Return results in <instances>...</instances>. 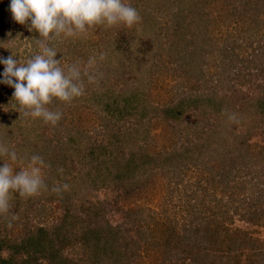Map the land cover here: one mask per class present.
<instances>
[{"label": "rangeland", "instance_id": "rangeland-1", "mask_svg": "<svg viewBox=\"0 0 264 264\" xmlns=\"http://www.w3.org/2000/svg\"><path fill=\"white\" fill-rule=\"evenodd\" d=\"M223 1L230 4L228 7L232 9H230L231 15L232 11L241 12L238 15L243 20H238L240 18L235 17L238 15H232V19H226L225 14H223L225 10L222 9L221 4ZM125 2H129V0H125ZM139 2L140 7H145L149 15H144L143 12V15H140L142 20L134 24V29L124 32V35H126L125 45L127 40L131 41L130 49H125L126 51H121L118 54H106L103 61L97 60L95 66V71L99 74L97 83L89 84L87 77L83 78L85 92L84 95L79 97L81 99L79 105L85 111L82 121L78 124L73 122L78 116L77 109H74L72 114L73 123L69 122V118L71 119L70 109L73 106L62 107L59 111L62 110L61 112L65 116L56 124V128H51V124L42 120L32 121L26 117L24 121L31 125V132L33 127L37 131L30 133L28 136L24 134L22 137L19 131L14 130L12 132L10 137L12 144L22 142L23 145H30L34 150L32 154L31 152L28 154L27 158L37 154L43 157L48 165L43 170L48 190H42L38 195L28 198L13 193L9 212L6 215H0L1 260L6 258L3 256H6L10 250L13 252L11 246H14V239L17 241L25 238L26 229L32 232L34 230L36 232L38 228L44 231H47V229L53 230L55 227L57 228L59 223L60 232H57V235L49 232L48 238L50 240L54 238L55 241L60 239L54 242L53 245L62 248L68 257L78 259L74 258V249L82 247L85 238L89 242L95 241V235L92 231L98 229L100 227L99 222L103 221H107L112 226L116 225L121 234L128 235L127 239L142 237L141 229L153 232V224L158 230L161 229L162 238L159 237L161 246L158 244L151 248L142 244L143 246L139 248L144 252V257L141 259L144 263L141 264H221L220 260L225 258V254H228L224 248L221 252L218 250L221 245L214 234L206 235L197 231L190 234L187 232L192 226L186 225V217L180 214L182 207H178L176 203L177 194L180 195L179 191L182 190L174 191L175 196L171 194L173 198L177 197L174 199L175 208L171 209L167 205L173 204V200L167 201L165 205L161 204L166 200L164 196L167 192L164 189L158 193L157 191H146V187L142 191L138 187V190L142 193L137 190L138 196L136 198L133 196L123 202L120 199L121 195L129 191L126 189V182H121L116 178L108 180L106 175L100 172L102 170L100 165L104 161L96 159L99 152L104 153L109 148L103 150L95 146L97 151L91 153L93 147L90 144H97L102 139H106V147L111 144L112 147L120 149L127 144L129 147L127 153L131 155L136 153L134 161H132L134 171L139 170L144 176L151 177V172H155V175L158 173L164 175V169L167 170L169 166H180L181 164L185 169L181 174L184 177L181 186L183 187L184 183H188L186 181L195 179V167L193 164L184 161L188 151L182 147L187 148V150L196 148L195 151L201 158V161H197L199 163H203L207 159L210 160L209 157L214 160L217 157L215 147L217 145L210 142V137L206 136V132L201 129L203 126L201 118L206 116L202 114L201 108L202 102L206 98L203 94L211 91V86H209L211 82L205 83L203 80L215 70H220L218 63L221 57H219L218 47L221 46L222 40L225 38L224 32L233 33V35H230V40H235L238 45L242 44L241 51L242 53L245 52V55L250 54V51L256 48L259 49L260 42L264 41V3H260V0H206V2H210L207 8H210L214 15L220 14V20L218 19L215 26H213L216 30L208 31L211 38L210 45H212L204 49V55H202L199 64L188 59L189 62L185 60L184 65H182V60H178L174 56L173 50L169 49L179 33L175 30L172 31L168 26L170 18L179 15H176V11H179L181 4L177 3V0H139ZM152 3L154 6H152ZM167 4H170V7ZM183 4L187 9L190 2L187 1L186 5ZM9 5L10 0H0V57L7 58L9 55H13L15 59L23 63L29 58L30 54H37L39 48L35 40L20 37L17 32L19 23L12 19ZM194 7L197 6L193 5L191 10ZM154 16L157 17L160 30H158L159 26L156 25V32L150 35V39L152 36L154 41H151L144 37L140 29L144 25L143 21L148 24L147 20ZM175 26L179 30L178 22ZM24 27L28 29V24H25ZM165 27H168V30H165ZM26 29L24 28V31ZM159 31H161V34H157ZM119 32L123 33V31ZM55 39H58V37L49 41V46L54 47L56 44ZM59 39H69L73 43L77 38H64L61 36ZM97 39H99V34ZM106 40L107 38L102 41V44H105ZM216 41L219 42L217 47ZM153 43L157 44L158 48H154V52L149 55L147 54L149 52L147 47ZM140 51H144V55L141 56ZM83 54L85 55L83 56ZM83 54L74 52V57H71L68 53L62 59L60 58L61 65L76 61L86 62L87 56H92L87 51ZM155 54L154 60L153 55ZM154 61L157 63L156 66H154ZM188 66L191 70H188ZM3 71L4 65L0 64V80L3 79ZM245 79L244 83H237L238 88L236 90L233 87L229 90L225 89L226 91L224 90L223 93L233 97L236 110L242 114L234 112L238 120L240 119L239 121H246L250 125L259 124L256 125L253 131L254 134L250 136V142L253 144L258 143L261 147H264V134H261V136L260 132L256 134V131H260L262 127L260 126V106L259 103L253 104L252 102L257 100V98L254 99L255 97L264 95V88H260V75L257 72L254 73V77L252 72L249 78ZM13 92L12 87L0 83V108L15 106L16 110H20V106L13 99ZM130 92L131 94L134 92V96L126 101L123 97H126V94ZM106 93L113 94L115 100L109 96L106 97ZM51 105H48L50 109L53 108ZM168 108L171 110L167 111ZM205 119L207 120V118ZM90 125L95 126L97 132H87L90 138L86 137L81 141L79 138H82L83 135L76 130L78 128L85 129ZM239 130L242 131L243 129L239 128ZM68 131L72 132L73 142L68 140ZM244 131L246 130L244 129ZM202 149H204L203 152H201ZM108 155H111V153ZM112 159L115 161L114 158ZM214 160L211 159L210 162ZM59 161L62 163H59ZM51 163L54 166L52 168L50 167ZM2 164L3 159L0 161V165ZM26 164L27 160L24 158L20 162L14 163L13 167L17 166L19 170L25 167ZM156 166L160 169L155 170ZM199 166L202 167L203 165ZM97 167L100 169H97ZM76 173L87 174L88 178L84 179L85 181L81 180L82 177L79 174L77 179H70L69 176ZM137 177L139 178L138 175ZM56 184H67L68 188L57 194L51 191V188ZM133 187L137 188V185ZM220 192L221 190H217L216 193L213 191V194H216V199H222ZM168 197V199L171 198ZM183 198L184 196H182ZM201 198L198 195L194 198L192 196L191 199L188 197L187 200L192 203V208H195ZM134 212L144 215V221L133 214H130L129 220H127L125 214ZM229 214L238 219V215L231 212ZM202 218L203 214L201 220ZM9 222L11 226H9ZM69 222H73V224L69 226ZM235 223L240 225L237 220H235ZM72 226L82 234L68 233L69 230L73 229ZM64 230H67V232L65 233ZM183 231L187 235L183 236ZM247 232L254 237H258L257 240L259 241L260 232L258 234H254L250 230H247ZM65 234L66 236H64ZM173 236L179 237H176L177 241L172 239ZM262 236L264 237V233ZM81 237L84 239L77 240ZM154 237H158V233ZM61 240L63 241L62 245H59ZM151 242L154 243L157 240ZM256 247L252 244L250 250L245 247L231 252L228 264H252L250 261L258 258L257 251L259 250ZM14 249L16 250V246ZM34 255L39 259L36 261L32 259L31 263L23 262V264L41 263L44 258H41V253L36 252ZM15 256L18 257V253ZM77 256H80L79 253ZM42 263L48 264L50 262L43 259ZM3 264L9 263L5 262ZM78 264L83 263L79 261Z\"/></svg>", "mask_w": 264, "mask_h": 264}, {"label": "trees", "instance_id": "trees-1", "mask_svg": "<svg viewBox=\"0 0 264 264\" xmlns=\"http://www.w3.org/2000/svg\"><path fill=\"white\" fill-rule=\"evenodd\" d=\"M177 1V3L181 4L179 11H176V15H179L177 17L170 18L168 26L169 29L172 31L175 30V32L179 34L175 37V41L172 42L169 49L173 50L174 56L178 60H182V65H184L185 60L187 62L194 61L199 64L202 55H204V49L212 45H210L211 38L208 35V31L215 29L213 26H215V23L218 21L220 14L214 15L210 11L211 9L207 8L210 2H206V0ZM187 1L190 2V4L187 5L186 9L183 3L186 5ZM224 2L226 1H223L221 4L222 9L225 10L223 14H225L226 19H232V15L235 16L241 13L232 11L231 15V7H228L230 4H226ZM261 2L264 3V0H260V3ZM126 3H129L132 7L136 8L139 15H143V12L144 15H149L145 7H140L139 0H129V2ZM167 5L170 7V4ZM193 5H196L197 7H194V9L191 10ZM152 6H154L153 3ZM235 17L240 18L239 15ZM141 20L142 18L140 21ZM238 20L243 19L240 18ZM177 22L179 30L177 26H175ZM147 23L148 24H146V21H143L144 25L140 30H142L144 37L150 39V35L156 32V25L159 26L158 30H160V25L157 21V17L155 16L147 20ZM116 26L118 27L116 28ZM24 28L26 29L27 27H24V25L21 24L18 25L17 32L20 37L32 40L39 37V34L35 30L30 32L26 29L24 31ZM129 29L133 30L134 25L131 27L123 24L115 26L97 25L94 28H91V30H89L86 34L78 37L73 43L72 41L70 42L69 39L60 40L58 37V39H55L56 44L54 45L58 52L55 58L62 59L68 53H70L71 57H74V52H81L83 54L86 51L89 52L90 55H95L98 58L102 52L106 57V54L112 55L118 54L121 51H126L125 49H130L131 41L127 40L125 45L126 35H124V32L129 31ZM165 30H168V27H165ZM119 31H123V33H120ZM98 34L99 39H97ZM157 34H161V31ZM224 34L225 38L222 40L221 46L218 47L219 57H221L218 63L220 70H215L204 78L203 81L205 83L211 82L209 85L211 86V91L203 94L206 98L203 100L201 106L203 111L202 114L206 115L201 118V121L203 122L201 129L206 132V136L208 135L210 137V142L217 145L215 146L217 150V157L215 160L209 157L210 160H214L213 162H210V160L207 159L204 160L203 163H199L197 161H201V158L197 155V152L195 151L196 148L192 149L194 151L193 152L192 150H187V148L182 147L184 150L188 151L184 161H187L188 164H193L195 167V179L192 181H186L188 183H184L183 187L181 186L184 182V177L181 174L183 170H185L181 164L180 166H169L167 170L163 168L164 175L161 173L155 175V172H151V177L144 176V174L139 172V170L134 171L132 161H134L136 153L134 155L127 153V150L129 149L127 144L121 148L119 147L120 149L112 147L111 144L106 147V139H102V141L97 144H90L93 147L91 153L97 151V147L102 148L103 150L109 148L104 153L99 152L96 159L104 161L100 165V168H102L100 172L103 175L105 174L108 180L116 178L121 182H126V189L129 191H126L121 195L120 199L123 202L129 200V198L133 196L136 198L138 196L136 192L138 187H140L142 191H144L146 187V191H157L158 193L162 192L164 189L167 192L164 196L166 200L161 202V204L165 205L167 201L173 200V204H168L167 206L170 209L175 208L174 199L178 197L176 203L178 207H182L180 214L186 217V225L192 226L190 230L186 229L187 232L191 234L193 231H197L206 235L214 234L215 237H217V241L221 245L218 247V250L221 252L224 248L228 252V254H225V258L220 260L221 264H228V260L231 258V252H235L245 247H248V250H250V246L252 244L255 247L257 245L256 249L258 248L259 251H257L258 258L256 260L253 259L250 262L252 264L255 262L256 264H260L264 263V237L262 236L264 233V147H261L258 143L253 144L250 142V136L254 134L253 131L255 130L257 123L250 125L246 123V121H239L240 119L238 120L236 116L234 121L229 119L230 114H234V112L239 114L241 113L236 110L235 105L233 104V97L231 95H226L223 92L226 91L225 89L229 90L233 87L234 90H236L238 88L237 83H244L246 80L245 78H249V75H251L252 72L253 77L255 72L260 75V88H264V41L260 42L259 49L256 48L250 51V54L245 55V52L242 53L241 51L242 44L238 45L235 43V40H230V35H233V33L226 31ZM83 38L85 39L84 41ZM105 38H107V40L105 44H102V41ZM150 40L154 41V38L151 36ZM216 42L217 47L219 42ZM157 46V44L153 43L147 47V50H149L147 54L151 55L154 52L153 49L158 48ZM104 51L106 52L104 53ZM140 52L141 56L144 55V51ZM33 54L34 53L30 54L29 57ZM84 55L85 54H83V56ZM155 56L156 54L153 55L154 60ZM88 58L89 55L86 60H88ZM188 59L191 60L188 61ZM156 65L157 63L154 61V66ZM189 67L190 66H188V70H191ZM129 94H131V92ZM129 94H126L127 96L123 97L126 101H129V98L134 96V92L131 95ZM105 95L106 97L109 96L111 99L115 100V96L113 94L106 93ZM256 98V101L253 99L250 100H253V104L259 103L260 106V126L262 127L260 131H256V134L260 132L261 136V134H264V95H260V97L257 96L254 99ZM80 101L81 99L79 97L75 98L71 103H63L58 100H54L53 105H51L53 108L51 109L59 110L62 107L65 108L73 106L70 109L71 119L69 118V122L78 124L85 116V111H83L82 107L79 105ZM252 102H250V104H252ZM15 108V106L5 107L4 109L0 108V143H4L10 149H14L18 153V156H22L27 160L28 154L30 152L32 154L34 150L30 145H23L22 142L12 144L10 137L12 136V132H14V130L19 131L22 137L24 134L26 136L30 133L32 134L37 131V129L33 127V131L31 132V125L28 124L27 121H24L26 116L22 111L16 110ZM74 109H77L78 116L73 121L72 114ZM166 110L169 111L171 109L168 108ZM21 116H23V118H21ZM64 116L65 114H62V118ZM203 117L207 118V120ZM29 118L32 121L42 120L40 118H32L28 116L27 119L29 120ZM61 119L59 121H61ZM51 128H56V125ZM239 128H242L243 130L240 131ZM83 129L78 128L76 130L78 133L80 132L83 135L82 138H79L81 141L83 138H90L87 132H97V128L92 125L86 127L84 131ZM244 129L246 131H244ZM227 130L229 131L227 132ZM68 134V140L73 142L74 137L72 132L68 131ZM203 151L204 149L201 150V152ZM106 153H111V155ZM112 158H114L115 161ZM2 159L4 162L7 160V157L0 158V161ZM190 159L193 160L189 161ZM59 163L62 162L59 161ZM199 165L203 166L201 167ZM146 166L148 167L149 165ZM50 167H54L52 166V163L50 164ZM100 168L97 167V169ZM14 169L18 171L17 166H15ZM159 169L160 168L156 166L155 170ZM79 174H81V180L88 178L87 174L82 173H76L75 175L72 174L69 177L70 179H77ZM81 180L79 179V181ZM159 182L161 183L158 184ZM135 185H137V188L133 187ZM156 185L157 188L155 189ZM178 189L182 190L179 191L181 196L177 194L178 196L173 198L176 194L174 191H178ZM217 190H221L220 196L222 199H216V194H213V191L216 193ZM138 192L142 193L139 190ZM171 194L174 195L172 196ZM198 195L202 198L200 199L199 204L195 208H192V203L187 199L188 197L191 199L192 196L194 198V196ZM168 196L171 198L168 199ZM182 196H184L185 199H182ZM220 201H222V203H220ZM167 206H165V208H167ZM230 212L238 215V219L232 214L230 215ZM130 214L139 216L142 221H144V215L136 212L126 213L125 216L127 220H129ZM202 214L203 218L201 220ZM235 220L239 221L240 225H236ZM99 223L100 227L96 229L97 231H92L95 235V241L92 240L89 242L88 239H84L83 237H81V239H77H84L82 247H76L73 252L74 258L78 259L68 257L62 248H57L53 245L54 242H57L60 239L55 241L54 238L53 240L48 238L49 232L54 235H57V232H60L59 223L57 228L55 227L53 230L47 229V231H44L43 229L38 228L36 232H34L35 230L32 232L31 230L26 229L24 235L25 238L18 239L17 241L14 239V246H11L13 252L10 250L6 256H3L6 258H3V260L0 259V264L5 262L9 264H23V262L31 263L32 259L35 261L39 259H37V256L34 255L36 252H40L42 256L41 258L44 257L43 259L46 260V262H50L48 264H78L79 261L83 264H141L144 263L141 260L144 257V252L139 249L143 246L142 244H145V247L150 246L153 248L154 245L161 243V229L158 230L155 224H153V232L141 229L140 232L143 233L142 237L127 239L128 235L121 234L117 230L116 225L112 226L110 223L108 224L107 221ZM72 224L73 222H69V226ZM72 228L73 229L69 230L68 233L75 232L76 234H82L79 230L76 231L74 226H72ZM247 230L252 231L254 234H258L260 232V242L257 240L258 237H254L251 233L247 232ZM64 232L66 233L67 230H64ZM183 232V236L187 235L185 234V231ZM157 233L158 237H154ZM64 236H66V234ZM176 237L179 238L178 236ZM176 237L173 236L172 239L177 241ZM155 239L157 242L152 243L151 241ZM62 240L59 242V245H62ZM1 242H3V240H1ZM161 245L162 244H160V246ZM15 246L16 250L14 249ZM17 253L18 257L15 256ZM78 253L80 256H77ZM220 257L222 258V256ZM43 259L41 260L42 262ZM42 262H39V264H44Z\"/></svg>", "mask_w": 264, "mask_h": 264}, {"label": "clouds", "instance_id": "clouds-1", "mask_svg": "<svg viewBox=\"0 0 264 264\" xmlns=\"http://www.w3.org/2000/svg\"><path fill=\"white\" fill-rule=\"evenodd\" d=\"M9 11L16 23L28 24L30 32L35 30L39 34L35 39L39 52L23 63L13 55L0 57V64L4 65L0 83L14 89L13 99L26 117L40 118L52 126L62 118V112L48 105L54 100L71 103L84 95L83 78L87 77L89 84L97 83V59L105 57L101 53L98 58L93 55L86 62L62 66L61 59L55 58L56 48L49 46V41L61 36L78 38L97 25L131 27L141 19L137 9L125 0H10ZM235 118V114L229 115L230 120ZM2 157L7 160L0 166V215H6L13 193L28 198L48 190L43 173L48 165L43 157L33 154L27 158L26 166L17 171L13 164L24 157L4 143H0ZM67 188V184H56L51 191L59 194Z\"/></svg>", "mask_w": 264, "mask_h": 264}]
</instances>
